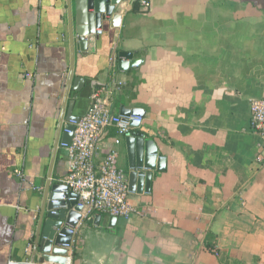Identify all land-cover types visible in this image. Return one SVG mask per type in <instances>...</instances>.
I'll list each match as a JSON object with an SVG mask.
<instances>
[{
	"label": "crops",
	"instance_id": "crops-1",
	"mask_svg": "<svg viewBox=\"0 0 264 264\" xmlns=\"http://www.w3.org/2000/svg\"><path fill=\"white\" fill-rule=\"evenodd\" d=\"M138 1L85 41L73 8V79L84 82L74 92L72 81L66 117L121 81L112 112L141 115L134 132L154 139L166 166L150 171L149 193H132L141 216L78 223L68 264H264L262 140L249 111L264 99V0ZM121 53L138 64L120 66ZM71 61L67 0H0V264L31 260ZM116 136L105 131L98 163ZM118 152L131 171L127 137ZM67 161L59 145L51 186Z\"/></svg>",
	"mask_w": 264,
	"mask_h": 264
},
{
	"label": "built area",
	"instance_id": "built-area-1",
	"mask_svg": "<svg viewBox=\"0 0 264 264\" xmlns=\"http://www.w3.org/2000/svg\"><path fill=\"white\" fill-rule=\"evenodd\" d=\"M129 1V0H126ZM142 6L149 7L147 0H140ZM117 59L112 58V65ZM123 82L112 81L110 85L94 90L91 105L84 116L74 123L75 130L70 145H62L68 152L67 173L58 185L65 189L61 192L62 200L73 204L72 210L80 208L81 219L84 223L98 214H104L116 219H130L143 213L131 202L132 192L129 190L128 179L124 171L118 168L119 146L124 137L136 131L143 123V117L138 114L123 116L114 114L111 109L110 97L121 88ZM250 118L254 131L262 140V155L257 159L264 161V99L256 98L250 101ZM137 124V127L134 126ZM115 128L117 136L105 157L98 163L99 150L105 131ZM23 182L27 177L23 171L15 172ZM34 192H42V188L31 186ZM67 209V205L63 206ZM78 229L67 227L66 232L57 230L56 238H71L69 244L59 245L66 249L67 264L77 243ZM55 240L52 241L54 244ZM6 264H30L28 260H9Z\"/></svg>",
	"mask_w": 264,
	"mask_h": 264
},
{
	"label": "water",
	"instance_id": "water-1",
	"mask_svg": "<svg viewBox=\"0 0 264 264\" xmlns=\"http://www.w3.org/2000/svg\"><path fill=\"white\" fill-rule=\"evenodd\" d=\"M127 7L126 0H67L68 9V25L69 37L71 43V68L69 78L66 84L62 113L58 125L57 135L55 139L54 152L52 155L51 167L49 171V180L46 183L44 190L43 204L38 214V227L32 245V256L30 264H67L68 252L66 249L60 248L59 245L69 244L71 238L60 239L56 238V232L62 229L66 232L67 227L75 228L78 221L81 219L79 215L80 208L72 210L73 204L66 203L62 200L61 192L65 189L63 186H51L52 169L56 158V152L59 145H70L75 130L74 123H77L80 118L73 117L68 114L66 117V107L70 98L72 89V81L75 87L74 92H79L76 85L84 82L82 78H74V16L73 8H75V19L77 21V36L85 41L89 36H100L102 23L108 18L116 20L122 15ZM119 65L127 67L124 59L131 61L132 66L137 65V61H133L131 55L121 53L119 55ZM72 105V104H71ZM129 111L123 110L121 115L129 116ZM66 123V125H65ZM65 125V126H64ZM137 127V124H134ZM127 144L129 147V167L131 171L125 172L129 190L132 193L142 194L149 193L151 190L152 180L155 175L150 171L157 168L158 171H163L166 166L165 159L159 153V148L154 139H147L143 134L133 132L127 136ZM147 170V171H145ZM67 205V209L63 206ZM103 216L100 214L92 219L90 223L99 225ZM66 220V223L64 221ZM110 224L116 222V218H110ZM54 244L52 241H54Z\"/></svg>",
	"mask_w": 264,
	"mask_h": 264
},
{
	"label": "trees",
	"instance_id": "trees-1",
	"mask_svg": "<svg viewBox=\"0 0 264 264\" xmlns=\"http://www.w3.org/2000/svg\"><path fill=\"white\" fill-rule=\"evenodd\" d=\"M138 3L142 6L141 1H138Z\"/></svg>",
	"mask_w": 264,
	"mask_h": 264
}]
</instances>
